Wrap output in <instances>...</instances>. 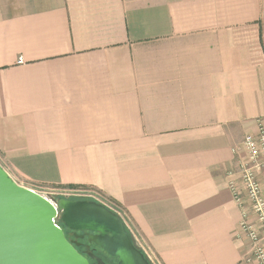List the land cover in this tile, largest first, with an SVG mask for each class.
<instances>
[{"label":"crops","instance_id":"0c3cea01","mask_svg":"<svg viewBox=\"0 0 264 264\" xmlns=\"http://www.w3.org/2000/svg\"><path fill=\"white\" fill-rule=\"evenodd\" d=\"M259 117L264 0H0L1 167L96 192L155 264H254L227 173Z\"/></svg>","mask_w":264,"mask_h":264},{"label":"water","instance_id":"95a60500","mask_svg":"<svg viewBox=\"0 0 264 264\" xmlns=\"http://www.w3.org/2000/svg\"><path fill=\"white\" fill-rule=\"evenodd\" d=\"M64 228L86 234L87 242L116 264H151L111 209L92 200L51 202L15 182L0 165V264H90L89 259L103 264L92 252L77 251Z\"/></svg>","mask_w":264,"mask_h":264},{"label":"built area","instance_id":"2783aa9c","mask_svg":"<svg viewBox=\"0 0 264 264\" xmlns=\"http://www.w3.org/2000/svg\"><path fill=\"white\" fill-rule=\"evenodd\" d=\"M256 131L242 141V156L236 167L227 173V186L232 199L240 209L239 236L246 238L252 245L247 262L264 264V117L255 120ZM59 195V194H58ZM59 197L84 199L99 202L118 214L124 222L134 245L141 250L151 264H155L144 247L139 236L132 230L123 213L115 209L99 194L88 190H77Z\"/></svg>","mask_w":264,"mask_h":264},{"label":"flooded vegetation","instance_id":"af4514ba","mask_svg":"<svg viewBox=\"0 0 264 264\" xmlns=\"http://www.w3.org/2000/svg\"><path fill=\"white\" fill-rule=\"evenodd\" d=\"M64 233L68 241L74 243L76 245L77 251L81 254L85 255L88 251L92 252V254L99 258L103 264H112L114 260L109 259L99 248H97L93 244H89L87 242V235L84 233H73L64 228ZM82 236V238H80ZM88 247V249H87ZM90 264H96V262L92 259H89Z\"/></svg>","mask_w":264,"mask_h":264},{"label":"rangeland","instance_id":"374dc122","mask_svg":"<svg viewBox=\"0 0 264 264\" xmlns=\"http://www.w3.org/2000/svg\"><path fill=\"white\" fill-rule=\"evenodd\" d=\"M45 195H46V197L51 201V202H56L60 197L59 196H55V195H53V194H51V193H53L52 192V190H43L42 191ZM72 199H78V198H72ZM82 200H84V199H82ZM116 209V208H115ZM112 264H116V262H114V263H112Z\"/></svg>","mask_w":264,"mask_h":264},{"label":"trees","instance_id":"16d2710c","mask_svg":"<svg viewBox=\"0 0 264 264\" xmlns=\"http://www.w3.org/2000/svg\"><path fill=\"white\" fill-rule=\"evenodd\" d=\"M114 262H115V260H114ZM114 262H113V263H114Z\"/></svg>","mask_w":264,"mask_h":264}]
</instances>
